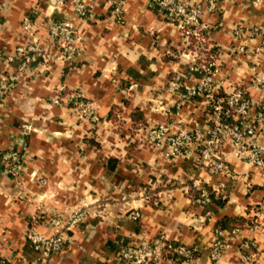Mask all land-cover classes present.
<instances>
[{
    "label": "crops",
    "instance_id": "0c3cea01",
    "mask_svg": "<svg viewBox=\"0 0 264 264\" xmlns=\"http://www.w3.org/2000/svg\"><path fill=\"white\" fill-rule=\"evenodd\" d=\"M56 4L0 0V53L16 58L9 66L0 64V78L16 74L20 66L16 54L26 45V17L34 20L40 45L49 52H55L49 19L71 20L79 38L74 62L49 70L36 67L6 98L0 95V151H19L26 169L13 179L0 163V257L12 264H125L117 246L165 237L197 249L193 264H215L210 259L214 231L227 219L247 221L261 207L264 174L225 146L231 178L223 179L225 188L220 189L217 177L195 160L167 159L164 149L147 142V128L156 123L194 128L208 122L201 97L184 102L177 112L179 97L168 92L177 75L189 85L199 77L190 74L183 57L190 49L182 34L158 15L150 0H127L121 20L103 0L91 5L87 18L76 16L70 0L62 12ZM203 20L209 48L216 49V82L222 91L229 93L239 81L261 72L255 49L264 34V0H221L219 11ZM130 84L138 87L125 92ZM73 91L85 96L99 123L75 116L66 103L52 104L55 97L66 102ZM247 92L253 99L259 96L251 86ZM25 126L33 130L28 135ZM194 181L217 190L223 199L195 204L199 192L192 188ZM146 193L153 197L146 199ZM80 208L85 223L68 233L65 249L43 262L26 238L27 229L34 226L51 236L52 219L67 221ZM223 231L231 249L218 264H264V230L254 235L258 248L248 263L240 253L248 231L231 237L230 230ZM148 264L187 263L164 258Z\"/></svg>",
    "mask_w": 264,
    "mask_h": 264
},
{
    "label": "built area",
    "instance_id": "2783aa9c",
    "mask_svg": "<svg viewBox=\"0 0 264 264\" xmlns=\"http://www.w3.org/2000/svg\"><path fill=\"white\" fill-rule=\"evenodd\" d=\"M75 14L79 18H87L91 5L100 0H70ZM108 5L112 15L121 20L125 12L127 0H103ZM155 6L158 15L175 27L182 34L188 46L193 39L201 41V32L209 27L204 23V17L217 13L221 0H206L204 3H190L185 0H150ZM65 0H57L55 9L62 12ZM48 33L55 52H49L40 45L37 37L38 29L32 17H26L23 21V32L26 37V45L17 49V58L20 66L17 73H11L0 78V95L6 98L14 90L22 76L29 75L35 68L49 70L55 64H68L76 60L79 48L77 43V29L69 19L47 22ZM203 42V40H202ZM203 45L196 46L184 54V59L189 65V72L199 75L198 79L189 85L183 80L182 75L175 76L168 85V92L179 97L176 105L178 112L182 104L193 97H201L207 106L208 122L201 127H172L168 123H156L147 131V142L158 149L165 150L167 159L189 158L195 160L201 169L208 170L219 180L220 189L225 188L223 179L231 178V169L226 160L223 149L230 146L237 157L246 161L256 173L264 174V34L255 49V55L262 59L261 72L254 75L249 81H239L232 87L231 92L222 91L216 77L219 74L217 58L201 61L200 52ZM242 51V49L240 50ZM16 58L0 53V64L9 66ZM36 68V69H37ZM259 91V96L253 99L247 92L248 87ZM137 84H130L125 92L136 90ZM67 104L73 114L81 119H89L93 124L101 121L95 109L79 91L68 94L66 102L61 97L52 99L53 105ZM32 128L24 127L23 133L28 135ZM0 163L6 174L13 179L21 178L26 169L25 161L19 151H0ZM192 188L199 192L194 203L200 206L210 205L212 198L210 191L201 187L199 181H194ZM217 191V190H216ZM149 193L145 198L151 199ZM159 201H155L158 205ZM210 213H206L209 217ZM86 212L76 209L67 219L59 218L50 221L53 233L45 236L32 226L26 231V238L32 249L39 253L41 260L47 262L55 253L65 249L69 232L79 228L86 221ZM248 224L244 228L235 227L229 231V235L235 236L247 230L248 236L243 235L240 244L241 260L250 262L252 250L258 248L254 235L264 230V203L259 209L248 217ZM215 238L210 247V259L218 264L226 251L231 249V242L225 237L224 231L216 229ZM197 249L172 243L162 237L159 240L147 244H125L118 254L125 264L158 263L164 258L175 255L177 260L187 264L197 261ZM10 258H1L0 264H12Z\"/></svg>",
    "mask_w": 264,
    "mask_h": 264
},
{
    "label": "trees",
    "instance_id": "16d2710c",
    "mask_svg": "<svg viewBox=\"0 0 264 264\" xmlns=\"http://www.w3.org/2000/svg\"><path fill=\"white\" fill-rule=\"evenodd\" d=\"M203 40V42H202ZM199 45H203V50L200 52L201 54V61H205L208 59H212L214 58L216 55V49H211L209 48L210 45V41L208 39V35L205 31L201 32V41L197 40V39H193L192 43L190 44V46H188V49L192 50L193 48H195L196 46ZM115 116H117V114H113V118L115 119ZM152 126H148L147 131L151 128ZM208 189V188H207ZM210 191V195L211 198L215 201L217 200L218 202H220V199H223L222 194H220V192H217L216 190L213 189H208ZM217 195L219 196L218 199H216ZM229 222V223H228ZM248 224V221H246L245 219H234V220H229L227 219L226 221H224L223 223L220 224V227L217 228L219 230H231L232 228L235 227H240V228H244L246 225ZM123 245L117 246V250L119 251V249L122 247ZM255 250H252L251 252H249V254H254ZM171 259H176L175 255H173L171 257Z\"/></svg>",
    "mask_w": 264,
    "mask_h": 264
}]
</instances>
